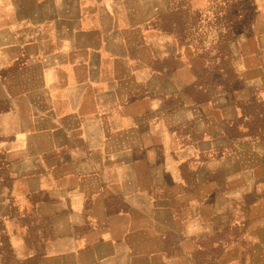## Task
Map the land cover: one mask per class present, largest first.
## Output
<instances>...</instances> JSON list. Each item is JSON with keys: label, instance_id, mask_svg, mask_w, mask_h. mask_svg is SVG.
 Instances as JSON below:
<instances>
[{"label": "crops", "instance_id": "0c3cea01", "mask_svg": "<svg viewBox=\"0 0 264 264\" xmlns=\"http://www.w3.org/2000/svg\"><path fill=\"white\" fill-rule=\"evenodd\" d=\"M171 3L0 0V264H264V0Z\"/></svg>", "mask_w": 264, "mask_h": 264}, {"label": "rangeland", "instance_id": "374dc122", "mask_svg": "<svg viewBox=\"0 0 264 264\" xmlns=\"http://www.w3.org/2000/svg\"><path fill=\"white\" fill-rule=\"evenodd\" d=\"M169 20L186 40L225 42L246 20L247 0H171Z\"/></svg>", "mask_w": 264, "mask_h": 264}]
</instances>
